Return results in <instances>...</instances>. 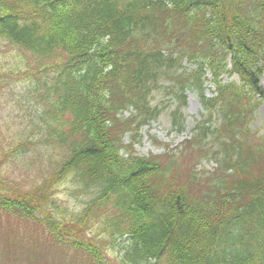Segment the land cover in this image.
I'll return each mask as SVG.
<instances>
[{
    "label": "trees",
    "instance_id": "16d2710c",
    "mask_svg": "<svg viewBox=\"0 0 264 264\" xmlns=\"http://www.w3.org/2000/svg\"><path fill=\"white\" fill-rule=\"evenodd\" d=\"M1 42L21 57L0 90L25 80L0 144V211L91 264L116 250L118 264H264V144L246 137L264 94V0H0ZM160 91L177 132L189 92L203 113L180 150L141 156L139 131L168 108L152 104ZM212 140L217 168L198 169ZM67 185L78 208L59 201Z\"/></svg>",
    "mask_w": 264,
    "mask_h": 264
},
{
    "label": "rangeland",
    "instance_id": "374dc122",
    "mask_svg": "<svg viewBox=\"0 0 264 264\" xmlns=\"http://www.w3.org/2000/svg\"><path fill=\"white\" fill-rule=\"evenodd\" d=\"M20 57V52L15 47L4 42L0 43V68L7 70L15 67ZM34 74L36 77L39 76L37 72H34ZM24 76L19 73L13 74L11 81L17 84L18 88L16 90L9 88H2L0 90V144L2 146H5L4 133L7 132V128L4 126L5 120L13 119L16 122H20L21 119L19 111L13 112L14 101L10 97V94H18L21 91V84L19 82L25 80ZM207 76L211 79L209 73ZM224 80L228 81L230 78L225 76ZM260 86L264 90V75L261 78ZM206 88V95L209 97L213 96L215 86L212 81H207ZM163 100L167 102L168 108L162 113L157 122H152L150 126H143L141 128L139 131V141L134 143V149L141 156H148L151 153H165L166 146L173 152L180 150L182 143L190 138L192 129H194L197 120L200 119V113H203L199 96L195 93H189L187 104L181 109V114L185 120V129L179 133L173 128L171 123V114L177 107V103L170 101L169 98H165V93L159 92L153 94L152 104L161 105ZM258 100V105L249 117L248 126L250 132L246 136L254 145L264 144V94ZM218 118L221 119L219 116ZM218 123L219 120L217 119L216 125ZM128 137L129 135L125 137L127 142ZM153 138L164 146L155 143ZM207 148L211 150L209 157L213 151L220 150L218 142L215 140H212ZM203 154H206V152ZM215 160V157L207 161L203 160L202 168L213 172L217 168ZM0 161H2L1 154ZM5 165L6 167L3 169L7 170L10 168L14 174V179H21L24 173L19 170L21 163L17 165L9 162V167H7V163ZM61 191L58 195L59 201L70 208H78L75 201L68 197V194L72 195L73 193L70 187L67 185L65 188H61ZM67 241L71 240L67 239ZM105 253L106 260L111 264L119 263L117 250L116 252L109 251ZM89 258L82 250H76L70 245L60 243V241L58 243L57 239L51 236L43 225L0 211V264H91L93 261Z\"/></svg>",
    "mask_w": 264,
    "mask_h": 264
}]
</instances>
